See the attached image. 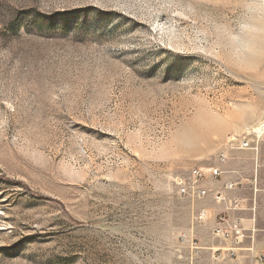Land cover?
<instances>
[{
    "label": "rangeland",
    "instance_id": "rangeland-1",
    "mask_svg": "<svg viewBox=\"0 0 264 264\" xmlns=\"http://www.w3.org/2000/svg\"><path fill=\"white\" fill-rule=\"evenodd\" d=\"M233 135L264 159V0H0V264H216L178 181Z\"/></svg>",
    "mask_w": 264,
    "mask_h": 264
},
{
    "label": "crops",
    "instance_id": "crops-1",
    "mask_svg": "<svg viewBox=\"0 0 264 264\" xmlns=\"http://www.w3.org/2000/svg\"><path fill=\"white\" fill-rule=\"evenodd\" d=\"M226 163L221 164L224 174L216 179L210 175L202 183L212 192L200 200V207L209 211L210 219L201 224L200 245L206 256L216 264H264V159L253 150L230 151ZM228 181H240L242 186L226 190ZM258 189V191L256 190ZM242 200L240 209H227L226 202L216 201L214 193ZM225 213L232 221H239L247 236L239 249L231 255V240L218 239L212 235L218 214ZM208 263V260H204Z\"/></svg>",
    "mask_w": 264,
    "mask_h": 264
},
{
    "label": "built area",
    "instance_id": "built-area-1",
    "mask_svg": "<svg viewBox=\"0 0 264 264\" xmlns=\"http://www.w3.org/2000/svg\"><path fill=\"white\" fill-rule=\"evenodd\" d=\"M229 149H241L246 150L251 148L250 139L241 138L236 135H233L232 140H228ZM228 159V151H222L219 154V162L225 163ZM224 170L220 167L210 168L209 172L216 178L222 175ZM208 170L204 168H193V170L187 176H183L179 178L178 188L181 195H185L191 198H202L205 197L209 190L206 189L201 183L202 180L207 176ZM238 183L228 182L225 187L227 189H233L237 186ZM217 201H227L230 208H240L241 202L238 199H229L224 196L222 193H217L215 195ZM207 217L206 211H202L198 216L199 220H203ZM220 225L216 226L214 229V234L217 236H222L224 238H231L235 244L232 250V254L236 249L240 248L242 241L246 237L245 229L240 225V223H231L228 222L227 216H220ZM222 223L224 226H222Z\"/></svg>",
    "mask_w": 264,
    "mask_h": 264
},
{
    "label": "bare ground",
    "instance_id": "bare-ground-1",
    "mask_svg": "<svg viewBox=\"0 0 264 264\" xmlns=\"http://www.w3.org/2000/svg\"><path fill=\"white\" fill-rule=\"evenodd\" d=\"M263 129V128H262ZM259 132V131H258ZM229 140H232V137H229Z\"/></svg>",
    "mask_w": 264,
    "mask_h": 264
}]
</instances>
